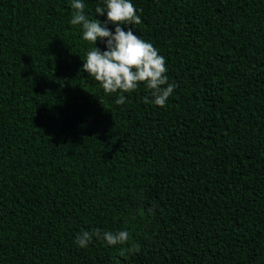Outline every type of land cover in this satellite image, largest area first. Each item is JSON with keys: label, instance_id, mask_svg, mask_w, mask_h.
<instances>
[{"label": "trees", "instance_id": "16d2710c", "mask_svg": "<svg viewBox=\"0 0 264 264\" xmlns=\"http://www.w3.org/2000/svg\"><path fill=\"white\" fill-rule=\"evenodd\" d=\"M72 2L0 0V264H264V0H131L163 107L83 71Z\"/></svg>", "mask_w": 264, "mask_h": 264}, {"label": "clouds", "instance_id": "9594fccd", "mask_svg": "<svg viewBox=\"0 0 264 264\" xmlns=\"http://www.w3.org/2000/svg\"><path fill=\"white\" fill-rule=\"evenodd\" d=\"M73 11L70 23L82 27V39L96 44L97 40L105 43L106 50L101 52L97 47L87 52L83 63L86 71L95 81L99 82L105 94L121 93L115 100L117 105H123L126 98L123 93L136 90L139 82H144L151 91L152 103L163 107L172 95L176 85L168 83L165 75V59L158 54L154 46L139 36L134 35L131 28L124 31L121 25H134L141 22L137 9L131 0H103L95 8V13L103 16L106 12L107 20H90L84 12L85 4L82 0H73ZM115 25L114 33L107 27ZM148 103V97H145ZM154 214V209L148 210ZM102 241L109 246L124 245L130 238L127 230L102 231L97 228L92 232L78 233L75 243L78 248L88 247L93 239ZM138 249V245L135 246ZM126 254L124 249L120 256Z\"/></svg>", "mask_w": 264, "mask_h": 264}]
</instances>
